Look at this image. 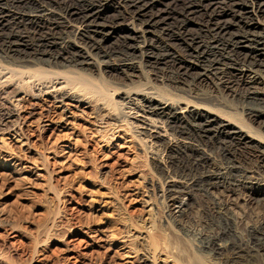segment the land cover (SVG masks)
Returning a JSON list of instances; mask_svg holds the SVG:
<instances>
[{
	"label": "bare ground",
	"instance_id": "1",
	"mask_svg": "<svg viewBox=\"0 0 264 264\" xmlns=\"http://www.w3.org/2000/svg\"><path fill=\"white\" fill-rule=\"evenodd\" d=\"M0 62L8 75L0 76L1 134L24 143L13 119L26 96L50 97L62 109L66 102L87 104L79 93L88 88L96 111H112V121L124 124L141 151L161 165L165 177L159 189L149 184L144 214L135 222L142 233L127 232L140 262L259 264L264 259V222L243 240L215 194L245 191L264 201V0H0ZM160 68L168 69L167 82L177 91L187 78L188 87L207 83L224 100L235 99L253 127L242 115L244 120L216 109L222 102L216 105L189 89L196 103L166 98L151 87L132 88L143 69ZM80 71L128 85L115 101ZM9 87L13 91L7 92ZM238 87L244 92L236 94ZM217 149L221 160L212 156ZM238 154L254 161L255 169H244ZM195 193L222 217L215 233L196 238L202 259L185 261L160 228L154 201L166 210L165 226L185 231L181 218Z\"/></svg>",
	"mask_w": 264,
	"mask_h": 264
},
{
	"label": "rangeland",
	"instance_id": "2",
	"mask_svg": "<svg viewBox=\"0 0 264 264\" xmlns=\"http://www.w3.org/2000/svg\"><path fill=\"white\" fill-rule=\"evenodd\" d=\"M164 69L150 73L143 69L146 80L134 79L132 88L151 87L166 98L196 103L188 97L189 89L216 105L222 102L216 109L246 118L240 114L239 102L231 98L226 102L207 83L188 87L186 78L182 90L177 91L167 82L171 74ZM155 71L158 74L154 77ZM5 72L0 71V76H8ZM80 74L95 87L102 85L115 101H120L116 94L128 85L116 78L99 77L95 71ZM241 89L235 88L236 94L242 93ZM84 90L79 94L86 97L87 104L66 102L62 109L50 97L26 96L20 103L22 109L16 112L18 117L13 119L22 146L0 131V136L4 135L0 142V264H143L127 232L134 236L142 233L135 222L144 214L145 192L151 189L149 184L159 189L165 174L161 165L150 159V153L141 151L143 146L131 137L130 130L112 121V111H96L93 93ZM212 152L221 160V150ZM238 155L244 169H255L254 161ZM239 192L215 194L229 222L247 240L249 232L264 222V201L256 202L255 196L248 198L247 192ZM154 203L157 222L173 251L185 261L199 257L198 234L215 233L222 217L211 210L210 201L197 193L188 201L181 218L185 231L165 226L166 210L157 199ZM162 248L159 251L163 252ZM259 264H264V259Z\"/></svg>",
	"mask_w": 264,
	"mask_h": 264
}]
</instances>
